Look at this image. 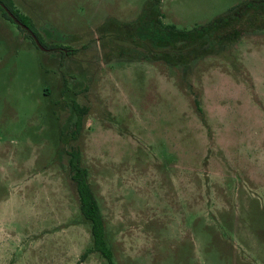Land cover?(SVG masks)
<instances>
[{"label": "rangeland", "instance_id": "1", "mask_svg": "<svg viewBox=\"0 0 264 264\" xmlns=\"http://www.w3.org/2000/svg\"><path fill=\"white\" fill-rule=\"evenodd\" d=\"M250 2L264 5L12 0L72 54L0 13V264H109L82 259L71 151L112 264H264V7ZM169 26L180 40H153Z\"/></svg>", "mask_w": 264, "mask_h": 264}, {"label": "trees", "instance_id": "2", "mask_svg": "<svg viewBox=\"0 0 264 264\" xmlns=\"http://www.w3.org/2000/svg\"><path fill=\"white\" fill-rule=\"evenodd\" d=\"M0 3H2L22 25L27 27L28 30H30L34 34L35 38L38 40V42L43 48L54 49L66 55L72 54L71 51L69 52L65 49L59 50L58 47L46 46L42 42L37 31L35 30L31 20L27 16L20 14L14 8L12 0H0ZM257 4L258 3L250 2L246 5V8L250 9V8L259 7V6L264 7L263 4L262 5L261 4L257 5ZM0 13L3 16V18H5L10 23L14 24V22L5 13L2 7H0ZM228 18L230 17L220 18L217 21H213V23L208 25L207 27L200 28V30L207 32V31H213L216 28L219 29V27L221 28L222 26H226V25L228 26L231 23V21H228ZM231 18H232L231 20L236 19V17L235 19H233V17ZM150 26H151L150 20L146 16L143 23L135 28V33L139 37L149 38L147 36H148ZM16 27L19 31L25 33V31L22 30L20 27L18 26ZM159 31H160L159 36L156 39L153 38V40L156 42L166 44V45H170L173 42V40H180V38L183 36L181 34V31L176 30L175 27H172V26L164 27L160 29ZM31 42L35 46V48L38 49V47L36 46V44L34 43L32 39H31ZM74 111L76 114V121L74 123L73 135L76 136L81 129V119H82L84 110H80L77 107H75ZM196 112L199 114V116L201 115V109L199 107H197ZM69 157L70 158H69L68 166H69V171L71 172V180L75 185V190H76L77 197H78L79 211H80L82 218L90 224V230H91L92 247L82 256V259L86 256V254L96 252L104 260H106L109 264H112L111 251L107 248L105 244L104 224H103L102 216L99 212L97 203L94 200L91 194L90 188L88 186L87 179H86V176H87L86 170L80 166V155L77 151H71L69 153Z\"/></svg>", "mask_w": 264, "mask_h": 264}, {"label": "water", "instance_id": "3", "mask_svg": "<svg viewBox=\"0 0 264 264\" xmlns=\"http://www.w3.org/2000/svg\"><path fill=\"white\" fill-rule=\"evenodd\" d=\"M0 7H2V9L5 11V13L10 17V19L14 22V24L18 27H20L22 30H24L29 37L34 41V43L36 44V46L38 47L39 50L41 51H46L38 42V40L35 38L34 34L28 30L27 27H25L24 25H22L11 13L10 11L2 4L0 3Z\"/></svg>", "mask_w": 264, "mask_h": 264}, {"label": "crops", "instance_id": "4", "mask_svg": "<svg viewBox=\"0 0 264 264\" xmlns=\"http://www.w3.org/2000/svg\"><path fill=\"white\" fill-rule=\"evenodd\" d=\"M162 11H163V13H164V16L167 15V14H165V11H164V10H162Z\"/></svg>", "mask_w": 264, "mask_h": 264}]
</instances>
